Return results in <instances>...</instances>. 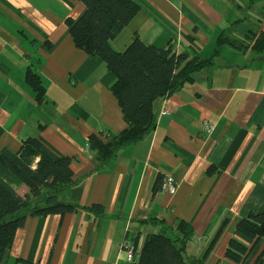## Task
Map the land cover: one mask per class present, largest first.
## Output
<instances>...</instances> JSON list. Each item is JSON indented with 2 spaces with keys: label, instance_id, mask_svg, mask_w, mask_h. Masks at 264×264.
Masks as SVG:
<instances>
[{
  "label": "crops",
  "instance_id": "0c3cea01",
  "mask_svg": "<svg viewBox=\"0 0 264 264\" xmlns=\"http://www.w3.org/2000/svg\"><path fill=\"white\" fill-rule=\"evenodd\" d=\"M135 1L139 10L111 41L116 50L137 35L187 61H212L153 101L155 124L143 137L99 162L88 137L109 138L126 122L111 90L115 75L69 33L84 4L0 0V151L37 137L70 156L73 182L57 197L75 207L27 215L0 264H132L125 241L138 251L148 234L177 239L180 221L193 231L187 261L231 264L229 240L251 242L236 224L264 211V0ZM220 35L230 42L217 44ZM29 70L43 86L41 102ZM203 120L213 124L209 133ZM165 176L176 182L172 193L161 189ZM0 179L20 196L28 192L1 162ZM263 246L264 235L249 259Z\"/></svg>",
  "mask_w": 264,
  "mask_h": 264
},
{
  "label": "trees",
  "instance_id": "16d2710c",
  "mask_svg": "<svg viewBox=\"0 0 264 264\" xmlns=\"http://www.w3.org/2000/svg\"><path fill=\"white\" fill-rule=\"evenodd\" d=\"M79 1L85 8L76 20L69 21V33L76 47L101 59L115 75L111 90L126 122L122 131L109 138L103 139L96 134L88 137L89 150L99 162H105L118 148L139 140L154 126L152 105L157 97L190 80L191 74L210 64L212 57L187 61V54L146 44L137 35L118 51L111 41L132 20L139 4L135 0ZM224 42L230 40L220 35L217 44ZM26 81L35 92L36 101L41 102L44 89L38 75L29 70ZM102 133L105 136V132ZM71 159L57 155L37 137L24 139L17 152L0 151V162L28 188V192L20 196L0 179V259L11 246L16 229L24 225L27 215H61L75 209L71 204L59 202L57 197L63 187L73 182ZM159 186L157 180L152 192L158 191ZM236 227L251 242L246 244L231 238L225 258L231 264H263L264 246L249 257L264 235V211L250 212L237 222ZM176 228L177 239L164 233L148 234L132 264H201V259L187 261L184 257V245L193 233L191 226L180 221Z\"/></svg>",
  "mask_w": 264,
  "mask_h": 264
},
{
  "label": "built area",
  "instance_id": "2783aa9c",
  "mask_svg": "<svg viewBox=\"0 0 264 264\" xmlns=\"http://www.w3.org/2000/svg\"><path fill=\"white\" fill-rule=\"evenodd\" d=\"M169 113H170V108L165 103L164 106L162 107L161 114L167 115ZM212 127L213 124L211 122H209L208 120H203L202 129L204 130L205 133H209L212 130ZM161 189L169 193L174 192L176 189L175 180L171 176H165ZM123 247L124 250L127 252V259L133 261L136 258L138 251L134 249L135 247L132 244H130L129 241H125L123 243Z\"/></svg>",
  "mask_w": 264,
  "mask_h": 264
}]
</instances>
